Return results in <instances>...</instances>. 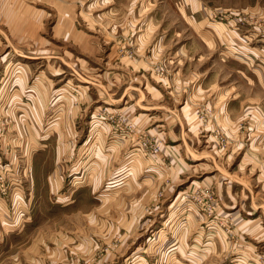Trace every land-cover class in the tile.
<instances>
[{
	"label": "rangeland",
	"instance_id": "374dc122",
	"mask_svg": "<svg viewBox=\"0 0 264 264\" xmlns=\"http://www.w3.org/2000/svg\"><path fill=\"white\" fill-rule=\"evenodd\" d=\"M262 113L264 0H0V264H264Z\"/></svg>",
	"mask_w": 264,
	"mask_h": 264
},
{
	"label": "crops",
	"instance_id": "0c3cea01",
	"mask_svg": "<svg viewBox=\"0 0 264 264\" xmlns=\"http://www.w3.org/2000/svg\"><path fill=\"white\" fill-rule=\"evenodd\" d=\"M262 114L264 115V113H262ZM256 147H257V151L259 152V154H257V156H256L257 157V159H256V172H257V178L260 179V177L264 178V133H263L262 137L258 138L257 143H256ZM260 172L262 174H260ZM0 205H1V201H0ZM1 239H2V237L0 235V241H1Z\"/></svg>",
	"mask_w": 264,
	"mask_h": 264
},
{
	"label": "bare ground",
	"instance_id": "6f19581e",
	"mask_svg": "<svg viewBox=\"0 0 264 264\" xmlns=\"http://www.w3.org/2000/svg\"><path fill=\"white\" fill-rule=\"evenodd\" d=\"M203 243V242H202Z\"/></svg>",
	"mask_w": 264,
	"mask_h": 264
}]
</instances>
